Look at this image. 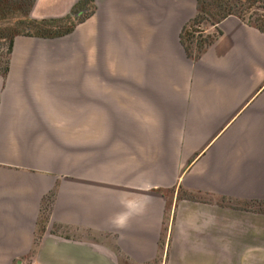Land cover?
Here are the masks:
<instances>
[{"label": "crops", "instance_id": "0c3cea01", "mask_svg": "<svg viewBox=\"0 0 264 264\" xmlns=\"http://www.w3.org/2000/svg\"><path fill=\"white\" fill-rule=\"evenodd\" d=\"M75 2L36 0L31 16ZM196 12L197 0H95L60 57L13 39L0 264H261L264 32L228 14L192 58L181 32Z\"/></svg>", "mask_w": 264, "mask_h": 264}, {"label": "rangeland", "instance_id": "374dc122", "mask_svg": "<svg viewBox=\"0 0 264 264\" xmlns=\"http://www.w3.org/2000/svg\"><path fill=\"white\" fill-rule=\"evenodd\" d=\"M1 1L2 0H0V4L2 3ZM197 6V12L195 16L189 21L187 32L185 33L183 38L184 46L187 47V53L192 58L199 54L201 47L207 44L210 39L214 38L216 34L215 29L217 27L216 23L219 22L220 19L225 17V15L233 14L239 16L246 22L255 25L259 21L258 18L263 17L262 15H264V4L259 2L258 0H202L200 1V3L197 2ZM79 10H82L81 13L76 14V12ZM93 10L94 6L92 5L87 9L76 8L73 9V15L83 18L80 21L82 22L93 12ZM80 22L75 25L74 29ZM6 27H10L9 22H7V20H0V34L4 33V29ZM74 29L71 32L61 36L35 37H37L38 40L41 42H45L48 45H52L53 50H51L48 46V56L53 53V57H60L63 51L60 52V49L58 48V43L66 42L67 45H70V43L74 41V39L69 34L72 33ZM19 35L23 34L15 32L13 39ZM12 44L13 41L10 44L7 37H0V72H3L6 66L8 69L9 58L12 54ZM4 72L6 73L7 70ZM243 204L247 206L254 205L253 203L248 202H245ZM261 206L262 207L259 208H261L263 211L264 203H262ZM44 217L45 216L43 215V218ZM262 253L263 256L261 258V264H264V248Z\"/></svg>", "mask_w": 264, "mask_h": 264}, {"label": "trees", "instance_id": "16d2710c", "mask_svg": "<svg viewBox=\"0 0 264 264\" xmlns=\"http://www.w3.org/2000/svg\"><path fill=\"white\" fill-rule=\"evenodd\" d=\"M36 0H2L0 4V20H7L10 27L4 29V33L0 34V37H7L9 43L13 41L14 33H21L24 35L42 36V37H55L61 36L71 32L75 25L80 22L83 18L73 15V9H87L91 5L94 6L95 0H77L73 5V8L62 16H50L42 18H34L31 16V9ZM202 0H197L200 3ZM264 4V0H258ZM198 9V6H197ZM10 14V15H9ZM226 16V15H225ZM259 17V21L256 26L264 32V15ZM187 25L183 27L181 32V41L184 45V35L187 32ZM8 33V34H6ZM210 39L207 44L200 48V52L207 46L211 41ZM187 47H185L186 49ZM199 52V53H200ZM7 70V66L4 68L2 73ZM262 210V209H261ZM264 212V210H263Z\"/></svg>", "mask_w": 264, "mask_h": 264}, {"label": "clouds", "instance_id": "9594fccd", "mask_svg": "<svg viewBox=\"0 0 264 264\" xmlns=\"http://www.w3.org/2000/svg\"><path fill=\"white\" fill-rule=\"evenodd\" d=\"M135 213V208L129 205V211L125 214L119 215L112 222L116 227H124L126 222L131 218V216Z\"/></svg>", "mask_w": 264, "mask_h": 264}, {"label": "water", "instance_id": "95a60500", "mask_svg": "<svg viewBox=\"0 0 264 264\" xmlns=\"http://www.w3.org/2000/svg\"><path fill=\"white\" fill-rule=\"evenodd\" d=\"M81 11H82V10L77 11L76 14L81 13Z\"/></svg>", "mask_w": 264, "mask_h": 264}]
</instances>
